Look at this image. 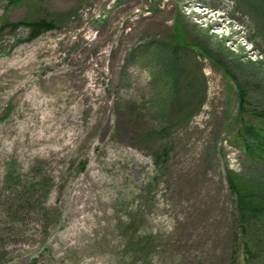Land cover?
<instances>
[{"label": "rangeland", "instance_id": "obj_1", "mask_svg": "<svg viewBox=\"0 0 264 264\" xmlns=\"http://www.w3.org/2000/svg\"><path fill=\"white\" fill-rule=\"evenodd\" d=\"M13 1L0 0V264H264V228L249 257L226 174L264 180L236 141L264 111V0ZM38 20L52 29L31 40ZM13 172L26 186L41 174L46 200L32 187L23 204ZM136 210L160 234L144 256L121 248Z\"/></svg>", "mask_w": 264, "mask_h": 264}, {"label": "trees", "instance_id": "obj_2", "mask_svg": "<svg viewBox=\"0 0 264 264\" xmlns=\"http://www.w3.org/2000/svg\"><path fill=\"white\" fill-rule=\"evenodd\" d=\"M24 24L34 31L31 34V39L38 37L45 30L52 29L53 26L46 20L24 22ZM240 93L243 98L241 102L243 110L246 94L242 91ZM253 116L257 118L256 122L250 120L246 122L245 117L243 116V126L239 131V137L236 136V141L242 146L243 152H246L251 156L254 162H264V111H256ZM226 172L230 191L237 199L236 222L238 223L240 234L242 235L241 245L245 249V254L252 257L253 254L250 250L251 247L249 246L250 236H254V240H256V234L258 235L260 233V236L263 237L261 232L264 226H259L257 220L260 217H264V180L259 184L252 180H247L245 178L242 179L237 176V173L229 169H227ZM14 176L15 175L13 174L11 177L13 182L11 184H14V179L16 178V176ZM153 182L154 179H151L149 183ZM13 186L19 189L21 188L19 193L22 194L23 204L25 202L31 204L34 199L33 197H35V195L33 196L34 192L31 191V187L34 188V191L38 189L39 192L43 191V186L46 187L43 183L34 181L30 183V186H28L27 189H25V183L18 178L17 184L15 183ZM46 195L48 196V193H46ZM46 195H44V199H46ZM140 210L133 211L132 214H127L124 221V227L122 228L124 229L122 233L123 243L121 244L122 253L124 252L129 256L132 253L135 256H144L146 248L151 244L150 240L160 237V234L157 232L146 231L141 227V225L144 224L143 221L145 219V214L140 217Z\"/></svg>", "mask_w": 264, "mask_h": 264}]
</instances>
